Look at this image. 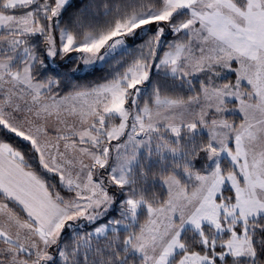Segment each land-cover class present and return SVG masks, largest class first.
Wrapping results in <instances>:
<instances>
[{
    "label": "snow or ice",
    "instance_id": "6c2138e0",
    "mask_svg": "<svg viewBox=\"0 0 264 264\" xmlns=\"http://www.w3.org/2000/svg\"><path fill=\"white\" fill-rule=\"evenodd\" d=\"M0 0V264H264V0Z\"/></svg>",
    "mask_w": 264,
    "mask_h": 264
},
{
    "label": "trees",
    "instance_id": "16d2710c",
    "mask_svg": "<svg viewBox=\"0 0 264 264\" xmlns=\"http://www.w3.org/2000/svg\"><path fill=\"white\" fill-rule=\"evenodd\" d=\"M72 3L75 6L73 10H78L85 6L86 0H72Z\"/></svg>",
    "mask_w": 264,
    "mask_h": 264
}]
</instances>
